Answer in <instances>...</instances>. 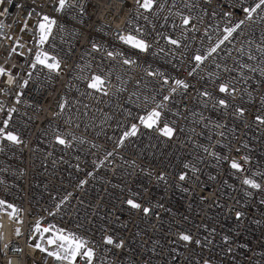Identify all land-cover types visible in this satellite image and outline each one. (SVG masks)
Here are the masks:
<instances>
[{
	"label": "built area",
	"instance_id": "obj_1",
	"mask_svg": "<svg viewBox=\"0 0 264 264\" xmlns=\"http://www.w3.org/2000/svg\"><path fill=\"white\" fill-rule=\"evenodd\" d=\"M259 2L0 3V128L19 141L0 135V201L18 209L0 210V264H68L30 244L38 220L86 240L91 264H264V5L244 11ZM42 15L56 25L38 46ZM38 50L59 69L31 67Z\"/></svg>",
	"mask_w": 264,
	"mask_h": 264
},
{
	"label": "snow or ice",
	"instance_id": "obj_2",
	"mask_svg": "<svg viewBox=\"0 0 264 264\" xmlns=\"http://www.w3.org/2000/svg\"><path fill=\"white\" fill-rule=\"evenodd\" d=\"M3 0H0V3H2ZM9 3H12V0H8ZM153 2L154 0H143V3H140V0H137V3H140V7L145 9V10H151L153 7ZM261 5H264V0H260V2L256 5L255 8L252 9H244L245 13L248 14L249 17H251V14L256 11L257 8H260ZM67 6V0H59V6L56 8L57 12L62 11L65 7ZM7 9L5 10V12ZM29 17L31 16V12H29ZM39 15V14H38ZM227 15V14H226ZM183 23L186 25L188 23V19L185 17L183 18ZM243 23V21H241ZM56 25V20L53 18H50L47 15H42L40 18V21L37 24V31H38V46H43V44L49 39L52 33L53 27ZM27 27V22L25 21L24 28L21 29V31H24L25 28ZM240 24H237L233 28H226L225 32L227 35L224 36V40H227L232 33L236 30V28H239ZM11 37H9L10 39ZM120 39L127 43L130 44L132 47L138 48L141 51H146L149 47V45L143 40V39H138L132 35H129L127 37L125 36H120ZM169 43L176 44L177 41L175 40H169ZM219 43H223V40H221ZM219 43L210 49L209 55L214 53L217 48L219 47ZM95 48V45H93ZM12 51H15V48L12 49ZM111 56L112 53H109ZM194 59L199 63L202 62L205 57L197 55L194 57ZM125 63H129V61L125 60ZM42 65L43 67H46L50 71H57L59 69V62L56 60V57L54 56H49L48 53L42 52V51H37L35 59L31 67L35 68L36 65ZM4 69L0 68V75L4 73ZM150 75L152 73H149ZM26 83V82H25ZM177 86L181 87H187L186 84H184L183 81L177 80L176 81ZM103 85H104V79L101 78L100 76L93 75L91 78V81L88 83V87L91 89H94L96 91H103ZM23 86V85H21ZM175 91V89H173ZM220 91L221 92H226L227 87L225 85L220 86ZM107 94V93H105ZM165 100L168 99V97L164 98ZM220 104H225V101L221 100L219 102ZM163 107V105H157V108ZM160 113L156 111L155 109L152 110L147 114V116H141L139 118L140 123L144 125L147 128H152L154 125L157 123L158 117ZM5 127L7 126V121L4 122ZM137 131V126L134 124L132 125L131 131L125 132L124 137L135 135ZM160 133L162 135L171 137L173 133V129L170 128L167 124L161 129H159ZM0 135H6V138L14 143H18V138L13 135L12 133H4V129L0 128ZM59 139V138H58ZM61 144L64 143L63 140H59ZM231 167L234 169H239L240 165L236 163L235 161L232 162ZM180 179L183 180L185 177L183 175L180 176ZM245 184L250 185L253 188H259L260 185L254 183L250 179H245L243 181ZM129 205L133 208H139L140 205L137 203H134L132 200L127 201ZM7 207L8 209H11V211L8 212V215L12 218H15V214L18 212V209L15 208L13 205H6L4 201H0V209H3ZM149 210L147 208L144 209V212L147 213ZM240 213H237V216L239 217ZM54 228L53 225H49L48 227H43L41 228L40 221L38 220L34 226L33 231L37 234H39V240L35 243L34 248L38 249L41 252H46L48 256L53 257L57 260L61 261H67L68 264H74V261L76 258L79 256L81 258H87L88 264H91L92 262V257H93V250L90 248H87V241L83 240L80 237H77L71 233L65 234L64 230H56L53 232V234L49 237H45V233L50 232ZM16 234L19 235V229H16ZM182 240L188 241L191 239L190 236L188 235H182L180 237ZM44 241H46V244L48 246H55V250H50L49 247H46L44 245ZM106 243L111 244L113 241L111 238H106ZM121 245H116V247H120ZM84 249L82 252L81 250ZM207 264V262H206Z\"/></svg>",
	"mask_w": 264,
	"mask_h": 264
},
{
	"label": "rangeland",
	"instance_id": "obj_3",
	"mask_svg": "<svg viewBox=\"0 0 264 264\" xmlns=\"http://www.w3.org/2000/svg\"><path fill=\"white\" fill-rule=\"evenodd\" d=\"M37 33H38V31H37ZM127 44V43H126ZM128 45H130V44H128ZM131 46V45H130ZM135 48V47H134ZM136 49H138V48H136ZM139 50V49H138ZM50 56V55H49ZM1 210V209H0ZM41 228H43V227H41ZM57 229L56 228H53L52 230H50V232H48V233H45L44 235H45V237H49V236H51L52 234H53V232L54 231H56ZM39 240V234H37V233H35V238L31 241V245L32 246H34L35 245V243L37 242ZM44 243V245L46 246V247H49L50 248V250H55V246H48L47 244H46V241H44L43 242ZM81 251H83V249L81 250Z\"/></svg>",
	"mask_w": 264,
	"mask_h": 264
}]
</instances>
